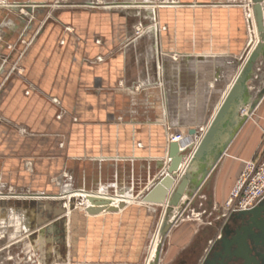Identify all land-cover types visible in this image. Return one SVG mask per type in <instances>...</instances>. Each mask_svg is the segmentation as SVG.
Listing matches in <instances>:
<instances>
[{
    "label": "crops",
    "instance_id": "0c3cea01",
    "mask_svg": "<svg viewBox=\"0 0 264 264\" xmlns=\"http://www.w3.org/2000/svg\"><path fill=\"white\" fill-rule=\"evenodd\" d=\"M177 1L157 0L161 30L155 37H130L127 17L135 13L129 10L78 5V0L60 9L55 0H0V113L7 120L0 125V190L44 196L8 197L0 200V208L3 214L14 211L30 235L38 234L34 241L43 254L52 244L51 264H144L158 219L156 206L162 205L128 203L121 210L91 214L84 200L82 211L73 204L70 212L57 216L73 190H66L65 182L63 188L55 186L53 178L75 171L82 191L142 199L167 172L171 133L187 135L184 141L196 144L241 70L251 42L248 0ZM147 11L145 17L151 18ZM98 56L103 61H96ZM157 62L165 73L162 85L132 90L138 77L141 82L146 77L145 69L155 78ZM258 71L262 79L261 65ZM121 80L126 87L120 88ZM250 86L257 87L253 81ZM53 97L65 108L61 119ZM259 118L264 119V99L215 172V209L223 208L227 179L239 171L227 154L235 142L254 135L247 128ZM22 126L27 134L18 131ZM194 128L197 133L191 135ZM234 151L232 156L241 155L240 149ZM77 162L78 170L72 165ZM210 200L211 190H205L171 228L160 264L191 262L197 234L206 232L211 219ZM33 243L28 239L23 245Z\"/></svg>",
    "mask_w": 264,
    "mask_h": 264
},
{
    "label": "water",
    "instance_id": "95a60500",
    "mask_svg": "<svg viewBox=\"0 0 264 264\" xmlns=\"http://www.w3.org/2000/svg\"><path fill=\"white\" fill-rule=\"evenodd\" d=\"M255 21L258 27L259 39L252 50L246 54L245 61L238 75L231 84L223 101L215 111L214 116L207 125L206 130L200 135L196 144L191 142H170L168 146V157L170 164L165 175L143 196L145 202L164 205L162 212V224L160 227L161 242L158 246L157 256L151 264H159L163 249V240L167 239L171 228L180 219L184 218L190 205L203 194L205 190L212 189L215 172L220 166L224 154L233 142L239 130L251 117L259 103L264 99V75L258 78V66L264 71V0H252ZM28 12L33 8L28 7ZM257 86L252 89L251 82ZM197 129H191L190 134L195 135ZM187 157L188 162L184 172L181 174V163ZM178 178V179H177ZM89 204L86 211L99 213L104 210L115 211L118 207L111 199L89 196ZM213 203V198L211 200ZM63 203V202H62ZM70 206L73 202L69 201ZM123 206V203H120ZM261 205L252 209L232 212L234 219H244L246 216H256L261 213ZM67 213L64 207L56 211L57 216ZM56 216V217H57ZM254 219V218H253ZM237 243L239 249L235 252L241 255L246 262L250 261L245 253L251 251L249 244L245 243V250L241 246V234H238ZM235 237V238H237ZM165 248V243H164ZM219 259H206L205 264H226L228 251L222 249L216 253ZM241 257L235 256L239 259Z\"/></svg>",
    "mask_w": 264,
    "mask_h": 264
},
{
    "label": "rangeland",
    "instance_id": "374dc122",
    "mask_svg": "<svg viewBox=\"0 0 264 264\" xmlns=\"http://www.w3.org/2000/svg\"><path fill=\"white\" fill-rule=\"evenodd\" d=\"M70 1H77V0H55V6L58 7L59 9L64 7V6H68L71 4ZM84 1H102L103 3L97 4V7H104L109 3L112 2H105V1H110V0H78V2L76 4L78 5H85L83 2ZM131 1H149V0H131ZM153 1H157V0H153ZM113 2H121V1H113ZM124 2V1H123ZM151 2V0H150ZM110 9V8H109ZM113 9H117V8H113ZM121 10H129L132 13H135V16H129L127 17V21L129 23V33H130V37H135L137 36H146V37H150V35L152 37H155V32H160L161 28L159 25V22L156 18L155 12L152 9H149L148 11H151L153 13V18H146V14L143 13L144 9H123V8H118ZM61 16V15H60ZM120 16H125L124 14L120 15ZM149 17V16H147ZM56 20L59 21V16L56 15ZM157 23V26H155ZM248 26L250 25L249 21L247 20ZM58 24V22H57ZM159 28V29H158ZM66 30L68 31H74V28L71 27H66ZM249 34L251 36L252 32H250L249 30ZM64 43V39H62L61 43ZM103 57L98 56L96 58V61H103ZM15 64V63H14ZM16 67L11 66L9 69H15ZM20 68V67H19ZM18 69V68H17ZM155 78L153 76H150L151 71L147 68L145 69V71L143 72L146 76L143 81H139V77L138 80H136L135 83L131 84L129 87L132 90H139L141 89V87H143V85L145 86H151L150 84H159L162 85V76L165 75L164 73V69L161 63L157 62L156 64V71H155ZM58 83H60V80H58ZM60 85H63V82L60 83ZM120 88L122 87H126L125 82L123 80L120 81L119 83ZM144 86V87H145ZM53 103H55L56 105V118L57 119H61L64 114H65V108H62V103L59 100L58 97H53L52 98ZM203 107V106H201ZM201 113L205 112V110L200 111ZM76 119V118H75ZM78 119V118H77ZM6 123L7 120L6 118L0 113V125L1 123ZM18 131L22 134H27L28 130L26 127H18L17 128ZM202 132V131H201ZM247 132L252 135L251 138L247 141L245 139V137L241 138V140H239L237 143L235 142V147L231 149V151L227 154V159L230 161H235V163H237L238 167L237 170H241L246 162L251 161V159L256 160L258 157H261L264 155V119L263 118H259V121L256 122H251L250 126L247 128ZM202 133H200L201 135ZM199 135V136H200ZM253 138V139H252ZM260 144L259 145V149L258 151L255 153L254 156L249 155V152L251 150V148L255 145V144ZM45 144V143H44ZM64 142L60 141L58 146L59 147H64ZM240 146H242L241 148H239ZM240 149V154L241 155H235L232 156V154H234V150H239ZM238 153V151L236 152V154ZM226 159V160H227ZM79 162L77 163H73L72 165L74 166L75 169L78 170V166H79ZM236 168V166H235ZM221 170V169H220ZM219 170V173H220ZM235 170V169H234ZM238 171V173H239ZM234 172V171H233ZM238 173L236 174V176H233V174L228 177V181L229 182V194L228 197L232 194V192L234 191V188L237 184V179H238ZM63 175V174H62ZM65 178H64V177ZM62 177H55L54 179V184L55 186H59V187H63L66 190H73V191H77L79 193L85 192L82 191L84 189H81V185H80V180H79V175L78 173H76L75 171H72L70 173H67L65 175H63ZM62 187V188H63ZM0 194H8L11 195L9 197H15L18 196L19 194H14L17 191H12L10 189H2L0 190ZM13 193V194H11ZM70 194V193H69ZM4 197H8L6 195H3ZM0 195V197H3ZM22 196V195H19ZM227 197V199H228ZM133 198V199H132ZM125 199L130 200V204L132 203H136V202H140V203H145L142 199L139 198H134V197H126ZM138 201H137V200ZM226 199V200H227ZM84 200H87V197H84L83 195H72L69 198H67V203H69V201L73 202V209H76V211H82L84 209ZM142 200V201H140ZM66 203V205H67ZM88 204V202L86 201L85 204V210H86V205ZM65 205V206H66ZM128 205V204H127ZM166 204H164L162 207L165 208ZM72 206V205H71ZM70 203H69V208L68 211L70 212ZM162 207L159 206L156 208L158 209V219H156L153 222V226H152V230H151V235H150V239L146 245V252H145V256H144V264H151L152 261H154L155 257L157 256V251H158V246L161 242V235L159 237V240L156 243V249L153 250L154 251V257L152 258V260L150 261V255L152 254L151 248H152V244H153V240L155 237V234L159 228V225L161 223V219H162ZM224 207V206H223ZM82 209V210H80ZM224 211H226L224 208H222ZM2 209L0 208V213L3 214ZM227 212V211H226ZM14 211H8L6 212V214H3V216L0 214V264H51L52 262H54V257H53V252H50L49 249L52 250V244H48L47 243V248L45 249L46 252L43 254L41 250L38 249L37 247V243L34 241L36 239H38V234L35 235H30V231L27 230L28 228H26V225L23 223L22 221V217L19 215H14ZM19 214V212H18ZM30 214L27 212L26 215L24 216L25 220L27 218H29ZM160 220V221H159ZM26 233H22L23 231H26ZM29 231V232H28ZM40 232H43L40 231ZM22 234V236H21ZM30 239L31 242L33 243L32 247H28V246H24L25 244V240ZM166 240H163V249H164V243L166 245ZM24 244V245H23ZM154 249V248H153ZM153 255V254H152ZM61 261L56 263H61ZM160 263V260H159Z\"/></svg>",
    "mask_w": 264,
    "mask_h": 264
},
{
    "label": "flooded vegetation",
    "instance_id": "af4514ba",
    "mask_svg": "<svg viewBox=\"0 0 264 264\" xmlns=\"http://www.w3.org/2000/svg\"><path fill=\"white\" fill-rule=\"evenodd\" d=\"M212 192L211 189L213 198ZM258 205H261L262 209L260 214L249 215L244 219H234L231 216L232 212H226L222 208L215 209L211 201V219L205 227L206 232L200 231L197 234V243L189 254L191 262L188 264H205L206 259H211V261L219 259L216 253L222 249L228 251L229 258L226 261L231 259L226 264H264V200ZM238 234H241L239 242L243 249L246 247V242L251 248L250 252L247 250L245 253L250 258L248 263L246 258L242 259L241 255L235 254L239 249L237 243L234 242L235 239L238 240ZM205 253L207 256L203 260ZM235 256L241 258L237 259Z\"/></svg>",
    "mask_w": 264,
    "mask_h": 264
},
{
    "label": "built area",
    "instance_id": "2783aa9c",
    "mask_svg": "<svg viewBox=\"0 0 264 264\" xmlns=\"http://www.w3.org/2000/svg\"><path fill=\"white\" fill-rule=\"evenodd\" d=\"M91 2V3H90ZM85 6H97L103 3L102 1H84ZM247 7V20L249 24L254 26L255 15L253 11V1L248 0L245 4ZM249 25V26H250ZM255 39V38H254ZM254 39L251 40L249 50L254 44ZM185 136L182 133H172L169 141L179 142L184 141ZM186 141V140H185ZM184 141V142H185ZM54 181V179H53ZM264 200V155L256 160L246 162L245 166L239 171L237 184L232 194L224 203V209L227 212H238L242 210L252 209Z\"/></svg>",
    "mask_w": 264,
    "mask_h": 264
},
{
    "label": "bare ground",
    "instance_id": "6f19581e",
    "mask_svg": "<svg viewBox=\"0 0 264 264\" xmlns=\"http://www.w3.org/2000/svg\"><path fill=\"white\" fill-rule=\"evenodd\" d=\"M173 2H175V0H172ZM177 1V0H176ZM178 2V1H177ZM91 3V2H90ZM176 3V2H175ZM166 4L168 5V3H166V2H161V6H166ZM177 4H181V3H177ZM36 5V4H35ZM158 5H160L159 4V2H157V1H154L153 3H152V1L151 2H148V1H127V2H123V1H121V2H112V3H109V4H107L105 7H107V8H123V9H141V8H143V9H152L153 11H155V9H156V7L158 6ZM92 5H90V7H91ZM35 7V6H34ZM157 10V9H156ZM147 12H149L150 13V17L151 18H153V13L151 12V11H147ZM156 13V12H155ZM148 15V14H147ZM155 15V14H154ZM155 26H157V23H156V25ZM159 29V28H158ZM255 29H256V32H255ZM248 30H250V32H252V34H251V36H250V40H252V39H254V44H253V46L251 47V50H252V48L254 47V45L257 43V41H258V39H259V32H258V27H257V24H256V21L254 20V26L252 25H250V26H248ZM250 50V51H251ZM250 53V52H249ZM206 128V127H205ZM204 128V129H205ZM204 129H203V132H204ZM172 134V133H171ZM185 137L187 136V135H184ZM171 142V141H170ZM179 142H182V141H179ZM187 162H188V160H187ZM187 162H185L184 163V165H183V167H182V169H181V174L184 172V170H185V168H186V166H187ZM178 179V178H177ZM65 195V194H64ZM72 195H75V196H77V195H83L84 197H89V196H96V197H103V198H105V199H111V201L113 202V204L114 205H116L117 207H118V210H121V209H123V207L124 206H126V204H128V203H130V200H127V199H125V198H121V197H112V196H108V195H105V194H101V193H96V192H87V191H85V192H82V193H79V192H77V191H72L70 194H68V196H67V198H69L70 196H72ZM1 196H3V195H1ZM9 197V196H8ZM8 197H0V200L2 199H7ZM19 197H22L23 199L24 198H29L30 197V199L31 200H34V199H36V200H39V199H42V198H44V196H37L36 194H30V195H26V196H24V195H22V196H15V197H13L14 199H16V198H19ZM45 198H49V197H45ZM65 198V197H64ZM133 199V198H132ZM137 200V199H136ZM142 200L144 201V199L142 198ZM142 200H140V201H142ZM87 202H88V200H86ZM138 201V200H137ZM145 202V201H144ZM65 203V202H64ZM120 203H123V206H120ZM146 203H148V202H146ZM88 204H89V202H88ZM87 204V205H88ZM87 205H86V207H87ZM166 206V205H165ZM66 208H69V203H67V205H66ZM68 210V209H67ZM102 212V211H101ZM92 214V213H91ZM161 224H162V219H161V223H160V225H159V228H158V230H157V232H156V234H155V237H154V240H153V244H152V248H151V251H152V254L150 255L151 257H150V261L152 260V258L154 257V251L153 250H155L156 249V243H157V241L159 240V237H160V227H161ZM154 248V249H153Z\"/></svg>",
    "mask_w": 264,
    "mask_h": 264
}]
</instances>
